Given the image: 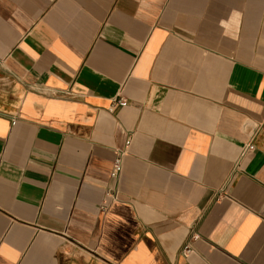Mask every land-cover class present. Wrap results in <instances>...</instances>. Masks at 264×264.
Wrapping results in <instances>:
<instances>
[{
  "label": "crops",
  "instance_id": "1",
  "mask_svg": "<svg viewBox=\"0 0 264 264\" xmlns=\"http://www.w3.org/2000/svg\"><path fill=\"white\" fill-rule=\"evenodd\" d=\"M0 264H264V0H0Z\"/></svg>",
  "mask_w": 264,
  "mask_h": 264
},
{
  "label": "built area",
  "instance_id": "2",
  "mask_svg": "<svg viewBox=\"0 0 264 264\" xmlns=\"http://www.w3.org/2000/svg\"><path fill=\"white\" fill-rule=\"evenodd\" d=\"M116 106L119 107H126L127 103L126 101H124V99L120 98L118 99L115 103ZM253 149V145L251 143H249L248 145H246V147L244 148V153L251 151ZM126 151V149H124L123 151H120V153L117 155L116 159L113 162V166H112V170L110 173V178L113 180H116L122 170V154ZM107 198H113L111 197L110 194H107ZM102 211H104V208H102ZM193 252L192 246L190 244H187L183 247L182 251H181V255L184 258H188Z\"/></svg>",
  "mask_w": 264,
  "mask_h": 264
}]
</instances>
